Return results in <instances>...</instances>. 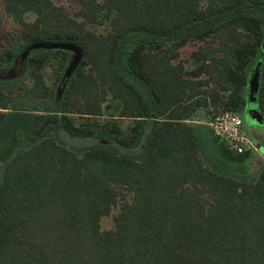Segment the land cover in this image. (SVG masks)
Here are the masks:
<instances>
[{
    "label": "trees",
    "instance_id": "1",
    "mask_svg": "<svg viewBox=\"0 0 264 264\" xmlns=\"http://www.w3.org/2000/svg\"><path fill=\"white\" fill-rule=\"evenodd\" d=\"M2 2L22 31L0 68L30 43L83 59L45 110L24 95L53 98L42 68L58 53L60 82L63 49L26 57L22 94L0 80V264H264V164L251 171L255 154L195 119L243 115L258 65L264 117V0H78L80 20L52 0ZM104 21L106 33L87 29ZM196 39L186 71L179 50ZM59 130L92 143L69 147Z\"/></svg>",
    "mask_w": 264,
    "mask_h": 264
},
{
    "label": "rangeland",
    "instance_id": "2",
    "mask_svg": "<svg viewBox=\"0 0 264 264\" xmlns=\"http://www.w3.org/2000/svg\"><path fill=\"white\" fill-rule=\"evenodd\" d=\"M52 2L57 7H61L63 11L67 13L70 17L76 20H80V18L77 16V12L80 9V4L78 0H52ZM30 17L32 16L30 15ZM87 29L95 33H106L109 30V23L108 21H104L102 23H94V22L89 23L87 25ZM21 31H22L21 25L11 15L6 13L4 4L2 0H0V50L3 48H11V45L15 37L21 36ZM199 45H201V41L196 39L193 41H189L183 47L180 48L179 50L180 55L176 61H181L184 64L186 71H191L192 69L196 67V65L200 63L199 61L192 59L190 56L192 51L196 50ZM38 49H50V48H44L34 43L24 45L16 53V57H14V59L12 60L10 64L0 68V80L18 81L17 84L9 88L11 92L22 94L29 87L32 86V77L29 71L26 72L25 74L24 62L26 60V57L30 53H32L33 51H37ZM57 49H63V48H57ZM15 51H17L16 48H15ZM63 51H65L64 54L62 55V58L64 59V64L62 67L63 70H62V77H61L60 82L56 81V74H57L56 71H58L60 68L58 53H56L57 55L51 56L52 58L42 68V72H43L42 74H43L45 83L53 91V95H52L53 98L41 100L39 98L34 97L31 94L30 96L24 95L28 99L31 98L32 107H35L40 110H45L47 108H50L51 106L52 107L58 106V103L61 100L63 88H64L66 81L71 78L76 67H78V65L81 63L83 59V55H82L81 60L74 66V60L76 56L75 51L70 50V49H63ZM68 73H70V75ZM21 97L23 96L21 95ZM26 97L23 99L27 100ZM249 101L251 104L250 106L252 105L254 106L256 103V100L253 98H251ZM9 103H11V101ZM19 103L20 102H17L18 105ZM118 107H119L118 102H115V109L117 110ZM244 113H242L243 115L241 116L243 119V128L245 132L247 133L248 136L253 137L254 139H257L259 140V142L264 144V127L260 126L259 124L255 123V121L249 118L245 120ZM75 116H76V123H81L82 118L78 117L77 115ZM199 116L200 117L203 116V120L210 121L213 115L211 113H206L205 111H201L197 114L195 119L199 118ZM90 119H92L93 124L95 121L98 123L99 122L103 123L106 120V117L100 116V117H93ZM120 123L125 129H127L133 124V120L122 119L120 120ZM58 132H59L58 136L60 137V139L69 147L82 148L92 143L91 139L73 138L61 130H59ZM138 151H139V147H136L135 149L130 150L129 152L137 153ZM253 154H255L254 155L255 157L251 159V162L249 163V165H250L251 171H257L259 167L264 164V161L256 153H253ZM118 209L119 207L117 205L116 207H114V209L109 215H105L101 218V221H100L101 229H110L113 227V216L117 213Z\"/></svg>",
    "mask_w": 264,
    "mask_h": 264
},
{
    "label": "built area",
    "instance_id": "3",
    "mask_svg": "<svg viewBox=\"0 0 264 264\" xmlns=\"http://www.w3.org/2000/svg\"><path fill=\"white\" fill-rule=\"evenodd\" d=\"M214 136L228 142L230 147L238 154L256 153L264 161V152L259 140L247 135L243 128V119L235 111L226 110L217 113L208 122Z\"/></svg>",
    "mask_w": 264,
    "mask_h": 264
},
{
    "label": "water",
    "instance_id": "4",
    "mask_svg": "<svg viewBox=\"0 0 264 264\" xmlns=\"http://www.w3.org/2000/svg\"><path fill=\"white\" fill-rule=\"evenodd\" d=\"M38 46L44 47V48H63V49H70L74 50L76 53L75 60H74V66L77 64L83 55V51L80 47L73 45V44H66V43H53V44H37ZM262 49L264 50V36L262 40ZM73 66V68H74ZM72 68V70H73ZM71 72V71H70ZM70 75V73H68ZM259 77H260V71H259V65L254 68L253 73L250 76L248 87H249V96L250 99L254 98V94L257 92L259 87ZM247 115L249 119L255 121V123L262 125V115L258 111V109L254 106H249L247 108ZM262 151L264 152V148L262 147Z\"/></svg>",
    "mask_w": 264,
    "mask_h": 264
},
{
    "label": "flooded vegetation",
    "instance_id": "5",
    "mask_svg": "<svg viewBox=\"0 0 264 264\" xmlns=\"http://www.w3.org/2000/svg\"><path fill=\"white\" fill-rule=\"evenodd\" d=\"M251 104H249V105H247V107H249ZM253 106V105H252ZM255 106V105H254ZM246 107V108H247ZM256 107V106H255ZM246 110L247 109H245V113H244V116H245V120H247V118H249L248 117V115H247V112H246ZM258 124V123H257ZM260 126H262V127H264V117H263V119H262V125L261 124H259Z\"/></svg>",
    "mask_w": 264,
    "mask_h": 264
}]
</instances>
